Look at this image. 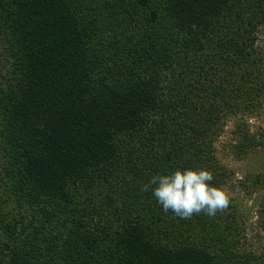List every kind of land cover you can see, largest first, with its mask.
Returning <instances> with one entry per match:
<instances>
[{"label": "trees", "instance_id": "trees-1", "mask_svg": "<svg viewBox=\"0 0 264 264\" xmlns=\"http://www.w3.org/2000/svg\"><path fill=\"white\" fill-rule=\"evenodd\" d=\"M262 23L264 0H0V184L15 192L0 264H121L107 228L145 264H264V209L252 245L237 204L181 219L143 190L178 169L233 182L212 143L183 159L207 119L176 100L224 102L234 76L261 103L264 55L245 36Z\"/></svg>", "mask_w": 264, "mask_h": 264}, {"label": "rangeland", "instance_id": "rangeland-1", "mask_svg": "<svg viewBox=\"0 0 264 264\" xmlns=\"http://www.w3.org/2000/svg\"><path fill=\"white\" fill-rule=\"evenodd\" d=\"M242 6L239 8L245 13L253 12L252 2ZM210 18L214 22L222 19L218 17ZM245 39L251 48L257 49L264 55V23L259 28L258 35L251 37L245 36ZM171 48L184 47L176 44L172 36ZM173 59L180 60V57ZM221 67L222 65L220 69ZM166 86L167 84L163 82L159 85L161 88L159 94L168 100L170 94L167 90L163 89ZM221 90L226 95L222 98L225 99L224 102L219 100L214 104L212 99L208 103L202 101L203 108L197 102L196 98H189L187 101L182 98L176 100L178 108L195 107L198 111L203 110V116L207 119L205 122L202 120L193 121L196 126L195 130H192L190 127L185 129L186 141L183 159L189 160L190 158H194L208 148L211 143L213 144V152L211 149L209 152L210 156H217L234 172V176L233 182L224 186L215 185L211 182L209 184L213 187H223L228 191L229 203L237 204L238 209L241 210L238 215V220L246 227H249L248 230H251L248 232L249 243L254 245L258 243L257 233L255 230L253 231L257 223V210L261 211L264 209V100L261 103H257L250 96L239 93L238 91L236 92V78L234 76L231 78V85L223 84ZM17 93L19 92L17 91ZM20 98L21 94L15 95L16 100ZM174 129L177 133L179 132L177 126ZM166 135V129L159 130L156 138H163ZM162 143L164 141L161 140L160 144ZM239 151H243L244 156ZM173 153L177 155L174 149L172 150ZM2 177L4 178L1 174L0 178ZM14 198L15 192L12 193L5 183H1L0 209H2L3 205L5 206V201L7 202V206L14 208ZM153 207L159 210L161 205L156 203L153 204ZM227 211L225 209L221 213L226 214L228 213ZM106 232L111 236L110 239L114 242V246H118L116 247L117 250L113 251L117 259L111 263H146L145 259H136L134 253L127 245L120 246L122 242L116 239L115 231L107 228Z\"/></svg>", "mask_w": 264, "mask_h": 264}, {"label": "clouds", "instance_id": "clouds-1", "mask_svg": "<svg viewBox=\"0 0 264 264\" xmlns=\"http://www.w3.org/2000/svg\"><path fill=\"white\" fill-rule=\"evenodd\" d=\"M212 179L208 170L178 169L171 175L153 176L143 190L157 185L152 189L157 202L165 212L170 210L181 219H190L202 212L215 216L228 207L230 199L223 187L210 186Z\"/></svg>", "mask_w": 264, "mask_h": 264}]
</instances>
